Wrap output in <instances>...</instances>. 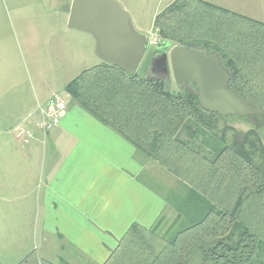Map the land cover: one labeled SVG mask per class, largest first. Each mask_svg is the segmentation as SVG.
I'll return each mask as SVG.
<instances>
[{"label":"trees","instance_id":"1","mask_svg":"<svg viewBox=\"0 0 264 264\" xmlns=\"http://www.w3.org/2000/svg\"><path fill=\"white\" fill-rule=\"evenodd\" d=\"M154 30L160 42L217 56L229 77L227 89L264 113L263 22L203 0H175L155 17ZM65 91L185 188L165 194L173 220L161 215L149 228L134 223L103 264H264L259 130L241 133L229 123L238 117L205 110L194 82L181 83L174 93L163 79H142L106 63L84 70ZM196 177L228 183L223 198L235 197L231 207H219ZM19 264L54 263L31 252Z\"/></svg>","mask_w":264,"mask_h":264},{"label":"crops","instance_id":"2","mask_svg":"<svg viewBox=\"0 0 264 264\" xmlns=\"http://www.w3.org/2000/svg\"><path fill=\"white\" fill-rule=\"evenodd\" d=\"M114 1L129 11L128 0ZM61 2L59 12L68 23L73 0ZM157 11L155 16L160 13ZM136 25L133 24L134 28L140 27ZM68 30L72 39L65 43L53 36L49 41L48 36L45 42L34 40L25 44L34 63L43 51L48 56L49 51L56 56L65 54V72L69 75L66 86L84 70L104 63L96 54V42L91 35ZM135 30L144 35L140 29ZM144 36L148 51L149 36ZM7 46L0 41V61L11 57ZM43 63L47 67L49 58L45 57ZM176 83L180 87L181 83ZM52 90L53 97H61L59 90ZM24 97L19 81L9 88L0 87V116L7 127L5 134L0 135V153L7 155L13 151L16 157H22L20 169L24 168L30 182L33 178L42 186L35 201L37 210L42 209V241L49 237V250L60 256L70 247L94 264H103L131 225L138 223L149 228L156 223L167 210L168 192L153 190L144 178L154 166L147 162V157L69 95L65 100L67 116L47 132L36 127L31 117L48 101L39 105ZM19 126L26 127L28 135L17 136ZM8 165L15 167L14 163Z\"/></svg>","mask_w":264,"mask_h":264},{"label":"rangeland","instance_id":"3","mask_svg":"<svg viewBox=\"0 0 264 264\" xmlns=\"http://www.w3.org/2000/svg\"><path fill=\"white\" fill-rule=\"evenodd\" d=\"M175 0H128L134 26L140 24L141 32L150 36L154 28L155 14L164 11ZM216 6L228 9L264 23V0H203ZM61 0H0V41L6 43L12 52L9 59L0 61V87H11L19 81L23 89L24 98L39 105L45 104L54 95L51 89L59 90L61 98L67 100L68 94L65 86L69 75L65 72L67 62L65 54H51L44 52L38 54L34 63L28 55L25 44L28 41L45 42L51 36L58 42L65 43L72 39L68 34V23L65 16L60 14ZM65 26V27H64ZM157 32V30H156ZM158 33V32H157ZM64 45V44H62ZM64 51V50H63ZM45 57L49 58L47 67L43 63ZM100 63V62H99ZM71 75V74H70ZM169 89L177 93L180 87L171 77L168 80ZM52 90V91H53ZM74 102V101H73ZM76 103V102H75ZM77 104V103H76ZM250 104V103H247ZM253 105V104H251ZM261 114H264L260 112ZM227 118L238 117L229 121L237 131L244 133L251 128L259 130L264 138V119L258 120L253 115H224ZM240 117V118H239ZM31 121L41 119L40 112L33 114ZM4 120L0 116V135L5 134ZM26 128V127H25ZM17 133V131H15ZM25 135H28L27 133ZM13 152V151H12ZM12 152L0 153V261L1 264H19L31 252H37L39 257L54 264H91L89 260L74 249L68 247L60 256L49 250V237L42 241L41 208L36 207V196H40L42 186L33 182L25 172L20 169L23 161ZM145 158L144 154L138 151ZM14 155V157H13ZM14 158V161H13ZM151 166L148 176L149 185L159 193L170 191L169 188L184 190L182 182L173 176L165 167L151 158L147 159ZM40 162V160H39ZM11 167L8 164H13ZM40 167H38V170ZM35 173L39 171H34ZM222 173V172H221ZM33 175V172L31 173ZM206 179L195 178L196 185L206 193L219 207H231L235 199L226 195L224 189L228 183H205ZM224 188V189H222ZM167 195V194H166ZM216 195V196H215ZM37 213V214H36ZM176 213L169 206L162 217L173 220ZM37 219V221H36ZM82 256V257H81Z\"/></svg>","mask_w":264,"mask_h":264},{"label":"water","instance_id":"4","mask_svg":"<svg viewBox=\"0 0 264 264\" xmlns=\"http://www.w3.org/2000/svg\"><path fill=\"white\" fill-rule=\"evenodd\" d=\"M68 27L91 35L97 56L106 64L142 79L168 82L172 76L178 83L194 82L205 110L264 119V114L227 89L229 77L217 56L168 42L147 51L145 36L135 30L130 15L114 0H73Z\"/></svg>","mask_w":264,"mask_h":264},{"label":"built area","instance_id":"5","mask_svg":"<svg viewBox=\"0 0 264 264\" xmlns=\"http://www.w3.org/2000/svg\"><path fill=\"white\" fill-rule=\"evenodd\" d=\"M160 43V38L156 30H153L149 36L148 49H155ZM67 102L59 97L55 96L48 100V102L41 106L38 113L40 112L41 119L36 122V127L40 128L44 132L49 131L51 128L59 125L61 121L67 116ZM17 136H23L27 133V129L23 126H19L17 129Z\"/></svg>","mask_w":264,"mask_h":264}]
</instances>
